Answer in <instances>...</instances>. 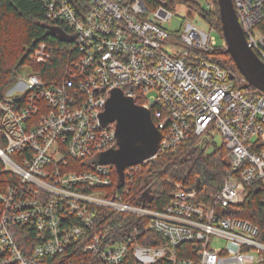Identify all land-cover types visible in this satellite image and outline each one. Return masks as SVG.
<instances>
[{
    "label": "built area",
    "instance_id": "obj_1",
    "mask_svg": "<svg viewBox=\"0 0 264 264\" xmlns=\"http://www.w3.org/2000/svg\"><path fill=\"white\" fill-rule=\"evenodd\" d=\"M39 1L46 24L75 38L58 74L23 72L0 96V264H264L260 228L234 215L252 188L264 193V91L217 58L228 44L203 14L218 0ZM187 2L208 32L167 28ZM233 2L264 61V0ZM26 51L30 64L56 56L47 41ZM116 89L162 132L158 153L127 166L122 186L117 166L100 162L119 147L116 122L101 118ZM217 136L226 163L217 191L175 181L168 203L156 198L148 163L188 157Z\"/></svg>",
    "mask_w": 264,
    "mask_h": 264
},
{
    "label": "trees",
    "instance_id": "obj_2",
    "mask_svg": "<svg viewBox=\"0 0 264 264\" xmlns=\"http://www.w3.org/2000/svg\"><path fill=\"white\" fill-rule=\"evenodd\" d=\"M45 12L46 9L39 0H0V96H3L17 80L20 69L30 64L26 46L34 42L47 41L56 48V56L54 62L48 65L30 64L33 71L45 78H52L55 73L58 74L62 70L66 43L49 35ZM203 15L211 23H215L222 34L219 8L212 14ZM258 27L264 31V22ZM226 57L227 60L223 63L240 73L230 55ZM223 155L224 149H218L206 156L190 155L179 162H174L175 157L169 154H161L151 160L145 172L158 178L155 197L166 204L171 199L175 181L192 182L196 179L208 184L210 193H215L225 175L226 163L222 160ZM197 175L200 177H196ZM263 199V189L254 187L245 204L234 213L235 216L257 225L261 230L262 239H264Z\"/></svg>",
    "mask_w": 264,
    "mask_h": 264
},
{
    "label": "water",
    "instance_id": "obj_3",
    "mask_svg": "<svg viewBox=\"0 0 264 264\" xmlns=\"http://www.w3.org/2000/svg\"><path fill=\"white\" fill-rule=\"evenodd\" d=\"M218 2L222 34L228 44L226 54L230 55L239 72L247 80L244 87L255 86L264 91V61L249 45L233 0ZM48 29L49 35L57 37L62 42H71L75 38L67 35L60 27L48 26ZM101 118L105 125L116 122L119 147L104 152L100 162L114 163L117 166L121 178L119 186H122L124 169L127 166L141 163L158 153L162 132L156 127L150 110L137 105L120 89L112 92Z\"/></svg>",
    "mask_w": 264,
    "mask_h": 264
},
{
    "label": "rangeland",
    "instance_id": "obj_4",
    "mask_svg": "<svg viewBox=\"0 0 264 264\" xmlns=\"http://www.w3.org/2000/svg\"><path fill=\"white\" fill-rule=\"evenodd\" d=\"M197 13H201V10L200 8L193 4V3H185V4H179L177 5L176 7V10H175V17L174 19L172 20L171 24H167V28L170 30V31H177V30H183L188 24H191V25H195V26H198L201 30L205 31V32H208V24L205 20H203ZM216 25V24H215ZM217 27V26H216ZM218 29V27H217ZM219 31V30H218ZM218 31H213L212 32V36H214L217 40V42L220 44L223 42L224 40V37H223V34H221L220 32ZM228 54H226L225 56L224 55H218L217 58L224 62L225 60H227V56ZM33 72V69L32 68H29L28 66H23L21 69H20V72L18 73L17 76H19V74L23 73V72ZM19 93H21V91H19ZM224 143V140L221 136H217L216 137V142L214 146H211L210 144L207 145V147L204 148V150H200V151H196L195 153L191 154L194 156H198L200 154H203L206 156V154L208 155L209 153L211 152H214L216 149L215 147L216 146H222ZM188 157H184V158H174L173 161L176 162V161H182L184 159H186ZM174 168H176V166H174ZM213 246L217 247V248H221L224 246V242L223 241H215Z\"/></svg>",
    "mask_w": 264,
    "mask_h": 264
}]
</instances>
